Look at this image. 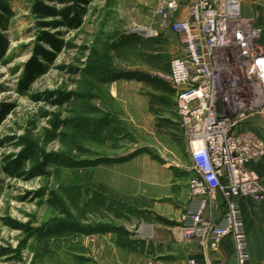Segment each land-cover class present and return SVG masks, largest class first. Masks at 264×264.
I'll return each mask as SVG.
<instances>
[{
  "label": "rangeland",
  "instance_id": "1",
  "mask_svg": "<svg viewBox=\"0 0 264 264\" xmlns=\"http://www.w3.org/2000/svg\"><path fill=\"white\" fill-rule=\"evenodd\" d=\"M34 1L9 0L15 14L6 31L10 40L8 54L0 60V106L7 104L12 108L0 126V247L16 248L26 237L21 230L6 224L5 217L39 226L63 216L41 204L34 194L38 189L61 195V184L82 186L83 206L91 198L93 188L103 185L119 204L125 201L128 207L137 208L139 214L133 215L125 208L120 219L109 211L87 213L85 218L89 219L82 222L123 225L132 239L153 243V247L147 245L144 253L132 252L119 247L113 233L78 235L51 241L48 255L37 264H180V258L193 257L201 247L182 238L179 230L182 216L192 203L189 183L195 171L177 115V91L169 97L138 79L102 82L80 71L94 50L100 53L110 43L120 41L123 32L138 29L143 44L131 43L119 51L110 50L108 61L112 69L145 72L169 82L170 60L180 52V39L162 27L155 15L157 0H93L87 5L81 27L46 28L50 32L61 31L60 37L68 45L57 52L52 63L43 59L50 69L29 90L21 92L19 79L33 56V45L41 31L31 8ZM253 8L256 12L255 3ZM42 45L55 52L48 44ZM60 95L71 98L62 105H54L50 98L58 99ZM160 96L167 100L158 101ZM56 116L70 122L60 128L67 135L50 140L51 120ZM104 117L111 121L102 135H109L108 139L87 135L74 125L79 120L94 123ZM167 119L175 127H169ZM22 137L34 139L47 152H64L78 158H131L90 169H63L59 180L36 172L14 178L3 167L8 157H15L22 150ZM79 145L88 153L79 151ZM32 164L33 161L27 163L30 170ZM212 199L218 203L208 206L207 217L221 215L224 209L220 193ZM144 227H151L152 233L145 232ZM37 245V241L30 240L28 247L22 249L21 261L11 253L0 256V264H31V248Z\"/></svg>",
  "mask_w": 264,
  "mask_h": 264
},
{
  "label": "built area",
  "instance_id": "2",
  "mask_svg": "<svg viewBox=\"0 0 264 264\" xmlns=\"http://www.w3.org/2000/svg\"><path fill=\"white\" fill-rule=\"evenodd\" d=\"M243 2L193 0L186 16L176 19L181 4L157 0L155 15L179 37L181 47L170 60L168 76L177 91V114L195 174L180 234L212 251L233 235L237 264H251L235 197L264 198L259 176L247 168L264 154V141L250 130H239L264 113V29L258 23L259 11L246 15ZM220 192L227 207L216 221L206 212ZM187 263L197 264L195 258Z\"/></svg>",
  "mask_w": 264,
  "mask_h": 264
},
{
  "label": "trees",
  "instance_id": "3",
  "mask_svg": "<svg viewBox=\"0 0 264 264\" xmlns=\"http://www.w3.org/2000/svg\"><path fill=\"white\" fill-rule=\"evenodd\" d=\"M93 0H35L31 6L33 14L37 17V40L33 45V56L24 65L25 71L19 79V91L26 92L30 86L36 81L37 78L43 76L50 66L44 61L52 63L56 57L57 52L63 47L67 46L65 39L61 38V31L50 32L46 28L58 29L60 27L79 28L83 25V17L88 11V4ZM57 3L59 6L51 5ZM15 14L14 9L10 6L9 0H0V60H3L7 54L10 45V40L6 35V31L10 27V21ZM52 18V20H47ZM120 41L110 43L109 47L102 50L100 53L96 50L92 52L89 61L84 69L80 70L84 75H91L102 82H111L118 79H138L152 85L157 91L166 93L169 97L174 96L176 90L173 89L171 84L161 76H152L149 73H141L137 71H117L113 70L111 63L108 61V53L110 50L119 51L121 47L129 46L131 43L143 44L144 38H141L134 32H123ZM48 44L55 52L45 48L42 43ZM44 59V60H43ZM75 95V94H74ZM71 96V95H70ZM60 95L58 99L50 98L54 105H62L70 100L71 97ZM166 101L167 99L160 96L158 101ZM12 112V108L7 104L0 106V126L5 118ZM178 115V114H177ZM53 128L49 132L50 140L62 138L61 136L67 135L65 131L60 128L67 123L56 116L55 120H51ZM169 127H175V124L170 119H167ZM76 127L85 132L87 135L93 137H100L108 139L107 135L102 136L103 132L106 133L111 125V121L104 117L97 122H89V120H79L74 122ZM177 126V125H176ZM112 134V133H110ZM23 144L22 150L15 157H8L5 162L4 169L11 177H25L31 173L36 172L42 177L51 178L56 177L57 180L61 177L63 169L83 170L95 168L104 164H114L122 161L129 160L131 157H118L112 158L104 157H89L78 158L70 154L60 152H47L43 150L38 142L32 138L22 137ZM79 151L88 153L83 146H77ZM34 162L32 169L27 167L28 162ZM32 171V172H30ZM93 188V187H91ZM61 195L56 191L48 190L45 188L38 189L34 192L40 198L41 204L48 205L57 211L62 217L55 218L48 224L33 226V222H22L13 218H3L6 224L12 226L16 230H21L26 234L22 244L16 248L0 247V256L8 254H15L14 258L18 261L23 259L22 249L28 247L30 240L37 241V246H32L31 250L34 253V258L31 264H37L42 261L49 252L51 241L62 240L65 237H77L78 235H92V234H106L113 233L117 236V245L126 250L142 253L147 252L148 246L153 247V243L147 244L145 240L132 239L131 233L123 226L116 225L112 222H91L83 223L87 213L105 214L107 211L112 212L116 218L124 216V208L131 214H139L135 207H128V203L118 202L113 194L99 185L93 188L91 198L87 199L83 206H80L81 198L83 196V187L79 185H65L61 184ZM73 209L77 211L75 214ZM148 245V246H147Z\"/></svg>",
  "mask_w": 264,
  "mask_h": 264
},
{
  "label": "crops",
  "instance_id": "4",
  "mask_svg": "<svg viewBox=\"0 0 264 264\" xmlns=\"http://www.w3.org/2000/svg\"><path fill=\"white\" fill-rule=\"evenodd\" d=\"M181 4L179 12L175 15L176 19H183L189 5L193 0H177ZM243 11L246 15H252L254 12L253 3L256 4L259 11L258 23L264 29V0H242ZM264 46V31L261 39ZM239 130H250L259 139L264 141V113L239 127ZM247 168L257 174L264 188V154L262 157L248 162ZM221 194V192H220ZM223 212L226 210L227 204L221 194ZM235 200L240 205L241 218H243L244 229L247 236V244L250 252L251 264H264V198H256L253 196H237ZM218 201L211 199L209 206H216ZM221 214V215H222ZM221 215L212 214L210 217L218 221ZM218 251H212L206 248H200L193 257L197 264H237L235 259V247L233 235H227L222 239ZM188 258V257H187ZM180 258V264H188V259Z\"/></svg>",
  "mask_w": 264,
  "mask_h": 264
},
{
  "label": "bare ground",
  "instance_id": "5",
  "mask_svg": "<svg viewBox=\"0 0 264 264\" xmlns=\"http://www.w3.org/2000/svg\"><path fill=\"white\" fill-rule=\"evenodd\" d=\"M145 29V28H144ZM147 32L149 31V29H145ZM144 30V31H145ZM145 228V232H147L148 234L149 233H152V230H151V227H144Z\"/></svg>",
  "mask_w": 264,
  "mask_h": 264
},
{
  "label": "water",
  "instance_id": "6",
  "mask_svg": "<svg viewBox=\"0 0 264 264\" xmlns=\"http://www.w3.org/2000/svg\"><path fill=\"white\" fill-rule=\"evenodd\" d=\"M131 32L138 33L139 30L138 29H131Z\"/></svg>",
  "mask_w": 264,
  "mask_h": 264
}]
</instances>
